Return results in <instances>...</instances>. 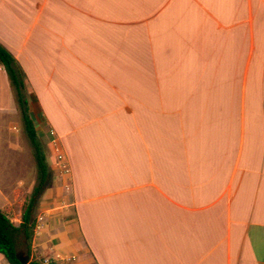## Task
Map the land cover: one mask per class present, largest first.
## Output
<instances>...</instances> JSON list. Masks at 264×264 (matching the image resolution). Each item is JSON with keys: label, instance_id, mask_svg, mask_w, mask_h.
Masks as SVG:
<instances>
[{"label": "crops", "instance_id": "obj_1", "mask_svg": "<svg viewBox=\"0 0 264 264\" xmlns=\"http://www.w3.org/2000/svg\"><path fill=\"white\" fill-rule=\"evenodd\" d=\"M0 43L65 156L30 260L264 264V0H0Z\"/></svg>", "mask_w": 264, "mask_h": 264}, {"label": "rangeland", "instance_id": "obj_2", "mask_svg": "<svg viewBox=\"0 0 264 264\" xmlns=\"http://www.w3.org/2000/svg\"><path fill=\"white\" fill-rule=\"evenodd\" d=\"M24 95L29 100L30 113L51 170L48 186L41 193V199L44 191L54 186L55 183L56 172L50 163L51 156L54 154L58 160H62L59 159V156L63 153L56 150L54 146L57 143L56 139H58L55 130L42 128L43 126L40 124L41 115L34 108L33 101L35 100L30 95L28 88L24 90ZM58 174H60V171H58ZM0 184L7 193L14 192L17 189L15 195L17 203L24 198L27 199L38 184V168L34 148L25 129L17 91L14 88L12 90V105L6 111L0 112ZM20 252L24 255L27 254L25 245H22Z\"/></svg>", "mask_w": 264, "mask_h": 264}, {"label": "trees", "instance_id": "obj_3", "mask_svg": "<svg viewBox=\"0 0 264 264\" xmlns=\"http://www.w3.org/2000/svg\"><path fill=\"white\" fill-rule=\"evenodd\" d=\"M0 63L8 73L11 85L17 91L22 118L34 148L38 168V184L24 203L22 222L20 225H16L8 214L0 208V252L6 256L10 264H23L18 257V253L22 245H25L27 254L31 256L40 195L48 186L51 170L46 153L39 140L33 117L30 113L29 100L24 95V90L26 89L25 72L14 55L2 43H0ZM27 264L45 263L41 260L33 259Z\"/></svg>", "mask_w": 264, "mask_h": 264}, {"label": "water", "instance_id": "obj_4", "mask_svg": "<svg viewBox=\"0 0 264 264\" xmlns=\"http://www.w3.org/2000/svg\"><path fill=\"white\" fill-rule=\"evenodd\" d=\"M18 257L23 264H27L30 261V256L28 254L24 255L23 253L19 252Z\"/></svg>", "mask_w": 264, "mask_h": 264}, {"label": "built area", "instance_id": "obj_5", "mask_svg": "<svg viewBox=\"0 0 264 264\" xmlns=\"http://www.w3.org/2000/svg\"><path fill=\"white\" fill-rule=\"evenodd\" d=\"M59 159H62V160H58L60 164L65 163V156L63 154L59 156ZM43 262L45 264H54L51 259H45V260H43Z\"/></svg>", "mask_w": 264, "mask_h": 264}]
</instances>
